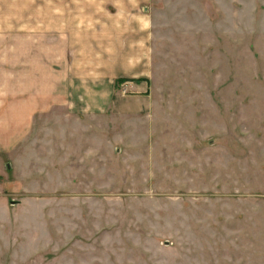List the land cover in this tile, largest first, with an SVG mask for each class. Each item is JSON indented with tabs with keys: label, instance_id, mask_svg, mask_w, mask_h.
Instances as JSON below:
<instances>
[{
	"label": "rangeland",
	"instance_id": "1",
	"mask_svg": "<svg viewBox=\"0 0 264 264\" xmlns=\"http://www.w3.org/2000/svg\"><path fill=\"white\" fill-rule=\"evenodd\" d=\"M88 14L146 18L152 67L144 94L155 103L157 96H171L160 104L165 108L159 106L166 121L180 115L176 108L189 105L190 96L196 121L192 133L181 138L162 128L158 136L164 141L179 149L180 142H192L197 149L196 157L178 151L187 156L185 167L173 161L168 170L189 168L195 158L206 175L197 182L168 181L171 177L125 182L122 162L112 160L111 181L80 184L90 187L81 193L90 196L62 198L49 183L41 198H20L10 194L9 185L19 183H9L2 165L0 264H264V258H217V238L230 233L217 231L222 213L243 207L229 194L264 193V0H0V95L11 93L9 76L24 63L23 51L33 68L39 62L55 68L58 17ZM223 50L229 52L227 61ZM120 83L114 85L118 96L135 94L127 89L129 82ZM222 145L223 154L237 160L239 182L216 175L225 157Z\"/></svg>",
	"mask_w": 264,
	"mask_h": 264
},
{
	"label": "crops",
	"instance_id": "2",
	"mask_svg": "<svg viewBox=\"0 0 264 264\" xmlns=\"http://www.w3.org/2000/svg\"><path fill=\"white\" fill-rule=\"evenodd\" d=\"M58 19L61 21L56 25L55 68L48 62H39L33 68L23 51L24 63L11 69V93L0 95V169L5 165L9 183H19L18 188L9 185L10 194L41 198L42 193H47L48 184L55 183V192L62 198L90 196L81 194L92 191L90 187L80 184L111 181L115 173L107 168L112 166V160L122 162L120 175L125 182L137 178L140 182H163L156 177L202 181L206 170L201 164L196 167L195 158L190 160L189 168L168 170L173 161L185 167L187 156L178 151L189 150L194 155L197 149L192 142H180L181 148H176L173 142L158 135L166 125L170 137L181 138L192 133L196 121L190 96L189 105L176 108L179 118H170L167 123L159 106L171 101V96H157L160 101L155 103L144 94L152 67L146 18L141 14H88ZM234 38L233 34V41ZM234 55L237 48L232 51ZM221 56L225 61L230 58L224 50ZM120 82H129L127 89L135 94L118 96L114 85ZM173 99L178 101L177 97L172 96ZM185 111L189 114L183 115ZM201 116L205 117L204 110ZM201 127H206L204 121ZM113 129L118 130L115 139ZM220 132L229 134L227 129ZM237 148L233 146V150ZM221 150L222 158L225 157L216 175H230L232 182H239L237 160L223 154V145ZM3 157H8L9 162L2 164ZM149 163L153 167L150 174ZM248 169L254 178V170ZM235 193L229 194L231 201L241 202L243 207L233 206L231 212L222 213L223 221L217 231L230 233L226 239L223 234L217 238V258H264V193ZM242 261L239 259V263Z\"/></svg>",
	"mask_w": 264,
	"mask_h": 264
},
{
	"label": "built area",
	"instance_id": "3",
	"mask_svg": "<svg viewBox=\"0 0 264 264\" xmlns=\"http://www.w3.org/2000/svg\"><path fill=\"white\" fill-rule=\"evenodd\" d=\"M122 93L125 91L123 88H121Z\"/></svg>",
	"mask_w": 264,
	"mask_h": 264
}]
</instances>
